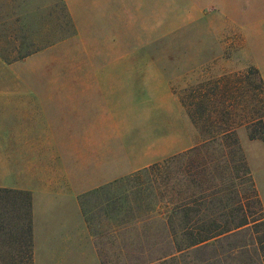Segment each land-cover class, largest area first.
Instances as JSON below:
<instances>
[{"label": "rangeland", "instance_id": "1", "mask_svg": "<svg viewBox=\"0 0 264 264\" xmlns=\"http://www.w3.org/2000/svg\"><path fill=\"white\" fill-rule=\"evenodd\" d=\"M226 58L232 59V69L243 67L246 59L262 64L264 0H0V84H98L99 100L95 98L92 112L108 113L106 130L115 124L122 151L129 153L162 141L163 152L171 155L194 139L176 96L190 101L197 87L224 84L229 78L244 81L247 69L217 76L219 62ZM178 77L187 84L176 83ZM71 97L80 95L51 92L58 113L68 110L65 99ZM237 130L235 137L246 150L244 131ZM132 174L121 181L120 195L107 190L84 198L103 264H261L249 230L181 257L169 234L171 226H181L177 220L169 222L172 207L159 201L160 191L147 176L130 178ZM177 174L178 187L187 195L188 177ZM224 174L220 169L216 177ZM224 176L228 196L185 211L199 216L214 212L217 217L233 208L236 195L227 181L230 175ZM235 186L243 204H249L246 210L255 211L254 201L246 199L248 183L241 179ZM8 196L12 203L14 196ZM23 209L19 212L26 217V205Z\"/></svg>", "mask_w": 264, "mask_h": 264}, {"label": "crops", "instance_id": "2", "mask_svg": "<svg viewBox=\"0 0 264 264\" xmlns=\"http://www.w3.org/2000/svg\"><path fill=\"white\" fill-rule=\"evenodd\" d=\"M231 60L218 61V77L253 67L264 87V60L254 64L246 59L239 69L230 67ZM178 79L176 83L187 84ZM97 86L0 84V189L29 195L32 264H103L86 220L84 198L107 190L120 195L121 181L128 175L200 143V133L177 95L195 138L171 155L163 152L162 141L150 143L142 152L122 151L115 124L106 130L108 113L92 112ZM51 92L80 97L66 98L68 110L58 113L57 98H51ZM262 122L264 126V117ZM240 130L245 134L247 149L242 146V151L264 217V141L250 140L244 127L236 133Z\"/></svg>", "mask_w": 264, "mask_h": 264}, {"label": "trees", "instance_id": "3", "mask_svg": "<svg viewBox=\"0 0 264 264\" xmlns=\"http://www.w3.org/2000/svg\"><path fill=\"white\" fill-rule=\"evenodd\" d=\"M239 75L242 74H234ZM243 77L244 81L235 79L229 82V78L225 79L224 84L217 82L206 84L204 89L201 88L203 86L197 87L190 93L192 100H180L191 123L202 135V141L185 152L154 163L130 176H147L156 190L160 191L156 194L159 201L165 200L166 207H172L169 222L177 220L181 226L178 230H173L171 226L169 234L176 245V253L181 257L188 255L187 252L191 249L209 246L221 238L249 230L260 252L261 264H264V217L261 203L244 153L235 137V131L244 127L249 132L250 140L264 141V87L253 67H249ZM171 167L177 169L176 173L168 170ZM219 168L224 171V175H230L227 181L236 195L233 197L236 200L233 208L226 209L229 206L226 203L223 205L226 210L217 217H214V212L199 216L194 210L185 211L190 206H197L201 201L207 200V203L212 205L216 197L229 195L224 183L226 176L216 177ZM233 170L235 173H232ZM177 173L181 177H188L187 195L182 194L183 190L178 187ZM241 179L249 185L250 193L246 199L254 201L257 207L255 211H247L249 204L244 205L241 195L239 196L235 184ZM8 195L14 196L12 203L8 201ZM233 199L231 200L234 202ZM8 204L11 205L10 208ZM24 204L28 212L26 217L19 212L20 209L24 210ZM29 209L30 199L27 193L0 189V238L4 241V244L0 245V264H22V254L25 256V263L32 264ZM22 224L25 225V232ZM17 257L19 260H16Z\"/></svg>", "mask_w": 264, "mask_h": 264}]
</instances>
